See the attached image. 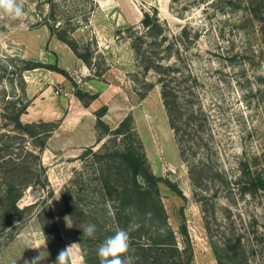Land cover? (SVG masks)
I'll use <instances>...</instances> for the list:
<instances>
[{"label": "rangeland", "instance_id": "1", "mask_svg": "<svg viewBox=\"0 0 264 264\" xmlns=\"http://www.w3.org/2000/svg\"><path fill=\"white\" fill-rule=\"evenodd\" d=\"M18 2L24 17L0 16V131L16 133L13 99L28 105L23 122L46 120L39 130L50 131L35 146L30 138L20 139L38 151L41 165L36 159L39 175L18 201L23 218L0 231V264H24L40 251L47 253L41 264H55L58 253L71 245L70 264H86L66 197H77L94 181L95 164L84 152L107 139L98 140L96 127L103 104L108 106L103 119L111 126L133 115L153 171L182 191L160 183L169 220L180 247L192 253V264H218L211 241L234 228L245 234L249 264H264L262 244L251 248L255 236L264 240V190L244 188L248 176L242 172L245 163L251 170L264 169V0ZM145 11L162 22V48L172 53L166 61L180 55L183 85L193 86L194 129L198 121L204 124L194 140V156L182 152L176 139L157 74L145 75L134 54L126 28H141ZM58 26L81 47L90 46L95 64L88 66L57 37ZM36 60L59 65L69 76L41 65L28 68ZM145 76L154 84L141 98ZM79 87L99 92L93 104L78 99ZM193 161L201 164L199 171L205 168L199 183L190 177ZM88 193V201L97 199L95 187Z\"/></svg>", "mask_w": 264, "mask_h": 264}, {"label": "trees", "instance_id": "2", "mask_svg": "<svg viewBox=\"0 0 264 264\" xmlns=\"http://www.w3.org/2000/svg\"><path fill=\"white\" fill-rule=\"evenodd\" d=\"M51 15L54 16L53 11ZM141 25L142 27L138 29L135 25L126 28L132 38L131 43L138 65L145 75L151 70L157 74L156 82L161 85L162 98L176 139L182 152H189L194 156V140L204 124L198 121L200 129H194L193 86L183 85L184 74L179 73L177 64L180 55L176 57V61H166L172 53L171 48H162L165 38L162 36L163 25L157 14L145 11ZM58 27L54 28L57 37L72 47L88 66L95 64L92 63L93 51L90 46L81 47L69 30ZM40 65L69 76L65 68L37 60L28 68ZM100 74L94 73L98 76ZM143 83L144 89L139 92L141 98L146 96L154 84L146 76ZM75 95L85 106H89L98 98L99 92L79 87ZM11 101L16 110L12 116L16 133L0 131V231L23 218L25 208L20 207L18 201L26 187L39 175L35 166L36 159H39L37 165H41L38 151L29 149L26 143L23 146L20 139L27 141V138H30L29 143L35 146L38 144L35 140L50 131L39 130L48 124L46 120L23 122L21 114L26 111L28 105L18 99ZM107 110L108 106L103 104L96 111V127L100 133L98 140L105 136L107 139L99 148L92 147L84 152V156L89 157L95 164L92 168L94 181L86 184L84 191L82 190L77 197L72 195L66 197L68 212L76 225L77 239L85 250L86 264H99L98 245L113 235L117 226L127 229L133 217L141 224L138 230L130 233L132 249L130 254L134 257V264H192V253L180 247L176 231L169 220L160 183L165 182L179 193L182 191L176 182L153 171L133 115L129 113L116 126H111L103 119ZM199 165L201 164L194 166L193 161L190 166V177L195 183L201 181L205 170L200 168L199 171L197 169ZM242 172L243 176H248L244 188L250 189L251 192L264 190V169L251 170L249 164L245 163ZM93 187L97 189L95 195L97 199L88 201V191L92 193ZM148 213L151 215H147ZM88 224L96 225L93 237L83 235L81 226ZM207 227L209 230L208 224ZM181 228L187 235L185 223ZM241 230L234 228L229 233L227 231L220 240L211 241L218 264H249L246 250L248 244ZM259 236H255L256 239L251 244L252 249L256 244H262L264 247V240L259 239ZM48 242L51 247L50 238Z\"/></svg>", "mask_w": 264, "mask_h": 264}, {"label": "clouds", "instance_id": "3", "mask_svg": "<svg viewBox=\"0 0 264 264\" xmlns=\"http://www.w3.org/2000/svg\"><path fill=\"white\" fill-rule=\"evenodd\" d=\"M24 15L23 4L18 2V0H0V16L20 19ZM147 215H151V213ZM81 227L83 235L88 237L94 236L96 231L95 224ZM140 227L141 224L137 222L135 217L129 222L127 229L117 226L114 234L108 236L97 247L99 264H134V257L130 254L132 251L130 233L138 230ZM72 247L73 245L62 249L57 255L55 264H70ZM46 257L47 253L40 251L31 260H25L24 264H41V261L46 259Z\"/></svg>", "mask_w": 264, "mask_h": 264}, {"label": "crops", "instance_id": "4", "mask_svg": "<svg viewBox=\"0 0 264 264\" xmlns=\"http://www.w3.org/2000/svg\"><path fill=\"white\" fill-rule=\"evenodd\" d=\"M99 4H101V3H99ZM93 104V103H92ZM91 105V104H90Z\"/></svg>", "mask_w": 264, "mask_h": 264}]
</instances>
